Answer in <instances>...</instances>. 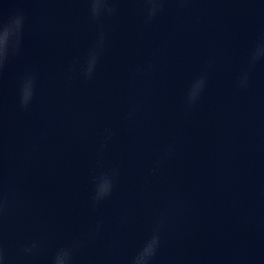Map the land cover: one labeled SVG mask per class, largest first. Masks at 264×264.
Here are the masks:
<instances>
[{"label":"water","instance_id":"1","mask_svg":"<svg viewBox=\"0 0 264 264\" xmlns=\"http://www.w3.org/2000/svg\"><path fill=\"white\" fill-rule=\"evenodd\" d=\"M0 25L3 264H264V0H0Z\"/></svg>","mask_w":264,"mask_h":264},{"label":"snow or ice","instance_id":"2","mask_svg":"<svg viewBox=\"0 0 264 264\" xmlns=\"http://www.w3.org/2000/svg\"><path fill=\"white\" fill-rule=\"evenodd\" d=\"M19 23V21H17ZM8 37V29L3 25H0V59H2L4 54V49Z\"/></svg>","mask_w":264,"mask_h":264},{"label":"clouds","instance_id":"3","mask_svg":"<svg viewBox=\"0 0 264 264\" xmlns=\"http://www.w3.org/2000/svg\"><path fill=\"white\" fill-rule=\"evenodd\" d=\"M0 264H3V258L0 256Z\"/></svg>","mask_w":264,"mask_h":264}]
</instances>
